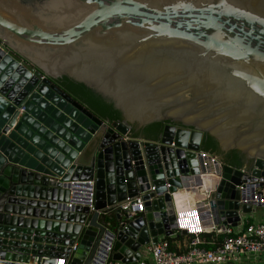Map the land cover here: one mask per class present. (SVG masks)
<instances>
[{
  "label": "water",
  "instance_id": "water-1",
  "mask_svg": "<svg viewBox=\"0 0 264 264\" xmlns=\"http://www.w3.org/2000/svg\"><path fill=\"white\" fill-rule=\"evenodd\" d=\"M0 40V264H94L111 239L134 262L185 187L218 225L253 211L233 167L264 176V0H0Z\"/></svg>",
  "mask_w": 264,
  "mask_h": 264
},
{
  "label": "built area",
  "instance_id": "built-area-1",
  "mask_svg": "<svg viewBox=\"0 0 264 264\" xmlns=\"http://www.w3.org/2000/svg\"><path fill=\"white\" fill-rule=\"evenodd\" d=\"M1 45L7 47L6 43L0 40ZM10 50V48H7ZM36 69V68H35ZM46 76L40 72V78ZM22 111V109H21ZM109 123L107 121H104ZM197 161L200 168L201 178L213 176L216 180L222 177L223 163L215 156L208 153L197 152ZM233 171L241 173V183L236 185L239 191V207L250 205L251 208H264V176H254L251 171L248 173L233 167ZM217 181V184L219 182ZM87 183L92 185L91 181ZM154 187H150L153 190ZM84 197L77 198L78 202L86 203L93 210L94 190H84ZM205 184L201 186L185 187L182 190L171 192L174 213L177 220V227L174 233L185 230L192 235V239L186 244L187 249L183 252L170 250L164 235H159L155 243L149 242L141 249V256L138 260L129 263L113 260L111 250L113 241L106 246L97 263L94 264H247L254 262L264 264V220L252 222L250 219L243 221L241 211L238 212L236 225L226 222L221 226L214 223L208 204L202 203L207 198ZM179 194L192 197H184L179 200ZM142 195L127 198L120 202L112 211L120 209L125 220L132 219L144 211ZM67 208H73V203H67ZM247 214V213H245ZM205 232H213L215 235H222L220 240L206 241L202 238ZM205 245H211L206 248ZM185 246V245H184ZM75 249V246L72 247ZM34 264H48L47 259L35 261ZM54 264H64V260L56 259Z\"/></svg>",
  "mask_w": 264,
  "mask_h": 264
},
{
  "label": "trees",
  "instance_id": "trees-1",
  "mask_svg": "<svg viewBox=\"0 0 264 264\" xmlns=\"http://www.w3.org/2000/svg\"><path fill=\"white\" fill-rule=\"evenodd\" d=\"M87 107L93 112V109L91 107H89V106H87ZM161 131H162V129H161ZM203 140H204V134H203V137L201 140V146H202ZM108 217L109 218H108L107 223L109 224V226H111V228L117 227L118 222L116 220L114 211L110 212ZM192 237L193 236L189 235V234L183 235V234L177 233L175 237L165 236V239L168 242V246H169L170 250H174L176 252H183L187 249L186 244L192 239ZM202 238H204L206 241L220 240L222 238V235L221 234L215 235L213 232H205L202 234ZM205 247L209 248V247H211V245H205Z\"/></svg>",
  "mask_w": 264,
  "mask_h": 264
},
{
  "label": "rangeland",
  "instance_id": "rangeland-1",
  "mask_svg": "<svg viewBox=\"0 0 264 264\" xmlns=\"http://www.w3.org/2000/svg\"><path fill=\"white\" fill-rule=\"evenodd\" d=\"M221 161V160H220ZM222 162V161H221ZM240 211V210H239ZM252 220V221H261L264 220V209L262 207H256L253 208V211L250 213H242V220L246 221V220ZM246 264V263H245ZM247 264H256L254 262H249Z\"/></svg>",
  "mask_w": 264,
  "mask_h": 264
},
{
  "label": "bare ground",
  "instance_id": "bare-ground-1",
  "mask_svg": "<svg viewBox=\"0 0 264 264\" xmlns=\"http://www.w3.org/2000/svg\"><path fill=\"white\" fill-rule=\"evenodd\" d=\"M179 195H181V196H179V200H180V199H183L184 197H187V198H188V197H192V194H188L187 196H184V195H182V194H179Z\"/></svg>",
  "mask_w": 264,
  "mask_h": 264
},
{
  "label": "crops",
  "instance_id": "crops-1",
  "mask_svg": "<svg viewBox=\"0 0 264 264\" xmlns=\"http://www.w3.org/2000/svg\"><path fill=\"white\" fill-rule=\"evenodd\" d=\"M84 106H86L85 104H84ZM87 107V106H86ZM88 108V107H87ZM89 109V108H88ZM91 111V110H90ZM105 121V120H104ZM264 209V208H263ZM250 221H252V220H250ZM252 222H255V221H252Z\"/></svg>",
  "mask_w": 264,
  "mask_h": 264
},
{
  "label": "clouds",
  "instance_id": "clouds-1",
  "mask_svg": "<svg viewBox=\"0 0 264 264\" xmlns=\"http://www.w3.org/2000/svg\"><path fill=\"white\" fill-rule=\"evenodd\" d=\"M219 159V158H218Z\"/></svg>",
  "mask_w": 264,
  "mask_h": 264
},
{
  "label": "flooded vegetation",
  "instance_id": "flooded-vegetation-1",
  "mask_svg": "<svg viewBox=\"0 0 264 264\" xmlns=\"http://www.w3.org/2000/svg\"><path fill=\"white\" fill-rule=\"evenodd\" d=\"M220 160V159H219Z\"/></svg>",
  "mask_w": 264,
  "mask_h": 264
}]
</instances>
